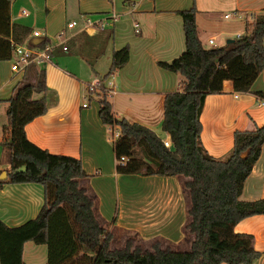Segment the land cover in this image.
I'll return each mask as SVG.
<instances>
[{"label":"crops","instance_id":"0c3cea01","mask_svg":"<svg viewBox=\"0 0 264 264\" xmlns=\"http://www.w3.org/2000/svg\"><path fill=\"white\" fill-rule=\"evenodd\" d=\"M190 5L196 10L197 37L203 46H209L241 33L244 20L251 12L260 11L264 0H10L9 41L28 43L33 37L31 31L37 30L38 36L48 39L50 57L20 71L10 69L9 59H0V175L9 169V149L1 143L6 98L21 77L33 82L30 70L42 65L47 107L24 124L25 136L49 152L79 157L86 175L78 184L91 197L99 224L111 233L109 246L121 247L131 238L132 244L142 249H151L153 242L161 248L188 249L193 235L186 227L190 205L184 186L187 177L117 172L113 140L107 136L115 126L100 121L98 104L90 103L93 96L97 101V96L89 100L86 90L87 84L98 79V59L103 56L109 65L111 51L126 44L127 60L105 80L111 110L116 117L123 116L149 127L160 138H168L165 131L160 135L155 128H160L163 94L178 87L180 76L160 67L157 61H169L182 51L181 19L176 10ZM111 11L117 14L115 20L90 33L65 27L66 21L77 19L80 13L97 18ZM262 89L264 68L247 91L234 90L226 79L221 92L204 96L200 140L209 154L225 156L234 129H249L264 122V100L254 93ZM81 99L87 100L85 106ZM261 197L264 140L239 193L244 200ZM41 203L39 183L5 179L0 185V220L8 226L35 216ZM234 230L251 233L252 245L260 252L249 264H264V213L243 217ZM30 242L22 244L21 259L26 263H32L30 258L38 251L45 255L43 243Z\"/></svg>","mask_w":264,"mask_h":264},{"label":"trees","instance_id":"16d2710c","mask_svg":"<svg viewBox=\"0 0 264 264\" xmlns=\"http://www.w3.org/2000/svg\"><path fill=\"white\" fill-rule=\"evenodd\" d=\"M9 2L0 0V59H8L11 52L7 38ZM195 11L193 5L176 10L183 49L169 61H157L180 76L178 87L165 92L162 99L160 129L168 134L169 147L149 127L116 117L111 110L105 80L127 60L126 44L111 51L106 72L86 90L88 98L97 96L100 121L118 130L112 141L117 172L187 177L184 186L190 205L186 227L193 235L189 248L173 250L153 242L151 249H142L133 245L131 238L121 247L109 246L111 233L99 224L91 197L78 184L86 175L79 157L49 152L25 136L24 124L47 107L44 68L40 65L34 68L33 82L21 77L6 98L1 143L9 149V169L0 177V185L5 179L39 183L42 203L35 216L17 225L8 226L0 220V264H33L21 259L22 244L27 240L45 245L42 264H249L260 254L252 245V234L235 231L234 225L243 217L264 213V197L239 198L243 180L264 140V122L234 129L230 149L218 158L201 143L199 114L204 96L221 92L223 80H230L236 91H247L264 68V6L251 12L242 32L232 40L209 46H203L197 37ZM47 42L42 36L37 45ZM33 92L40 95L32 97ZM254 93L264 100V89ZM135 147H142L154 163L136 156ZM21 165H25L24 170L13 172Z\"/></svg>","mask_w":264,"mask_h":264},{"label":"built area","instance_id":"2783aa9c","mask_svg":"<svg viewBox=\"0 0 264 264\" xmlns=\"http://www.w3.org/2000/svg\"><path fill=\"white\" fill-rule=\"evenodd\" d=\"M225 16L227 15L224 14ZM117 14L115 12H110L106 14L104 17H97L91 18L89 15L80 13L77 19H70L65 22L66 28H75L76 30L83 31L86 33H90L93 31L94 28L102 27L103 23L106 21L111 22L115 20ZM61 34L58 33V36ZM31 35L38 36L39 32L37 30H32ZM212 38H208V42H211ZM11 52L10 57L8 58L10 61V69L13 71H20L23 70L29 64H42L49 60V49L50 44L49 42L45 43L43 46H38L37 44H30V43H13L10 42ZM65 48V46H62ZM96 82H91L87 84L88 88L94 87ZM233 96H237V92L233 93ZM87 103L86 101L82 102L81 105L85 106ZM112 137L117 136L118 130L115 128L111 129ZM162 143L169 147L171 145L169 138H161ZM123 157H120L122 160Z\"/></svg>","mask_w":264,"mask_h":264},{"label":"rangeland","instance_id":"374dc122","mask_svg":"<svg viewBox=\"0 0 264 264\" xmlns=\"http://www.w3.org/2000/svg\"><path fill=\"white\" fill-rule=\"evenodd\" d=\"M104 15H105V13H103ZM103 14H99V16H103ZM91 16V18H93L94 17V15H90ZM109 60H110V58L108 59V62H109ZM98 73H97V75H102L104 72H106V70H107V65L108 64H106V60L104 59V57L102 56V57H100L99 59H98ZM30 68H32V66L30 67ZM34 68H37V67H34ZM31 69L30 71V73H33V74H35V72H34V70H36V69ZM37 96V94L35 93V92H33L32 93V97H36ZM95 96H93V98H91V100H90V98H89V100H90V103L92 104H94V103H97V101L95 100V98H94ZM93 99V100H92ZM81 100H83V101H87V100H85V99H81ZM155 131L157 132V133H159L160 135H161V129L158 127V128H155ZM107 136L110 138V139H114L115 137H112V133L110 132V131H108L107 132ZM134 151V154L136 155V156H139V157H142V158H145V159H148V157H147V155L145 154V152L143 151V149H142V147H135L134 149H133ZM148 160H150L151 162H153L154 163V161L152 160V159H148ZM31 244H33L32 242H30ZM43 246H44V248H45V245L43 244ZM45 258H46V248H45V255L43 256V254H42V252H37V253H35L31 258H30V261H32V263H34V264H42L44 261H45ZM26 259H28V258H26Z\"/></svg>","mask_w":264,"mask_h":264},{"label":"water","instance_id":"95a60500","mask_svg":"<svg viewBox=\"0 0 264 264\" xmlns=\"http://www.w3.org/2000/svg\"><path fill=\"white\" fill-rule=\"evenodd\" d=\"M40 40H41V36H33V37H31V38L28 40V43L34 45V44H37ZM230 40H232V38H226L225 42H228V41H230ZM24 169H25V165H21V166L15 168V169L13 170V172L22 171V170H24ZM0 176H1V178H3V177L5 176V173H2Z\"/></svg>","mask_w":264,"mask_h":264}]
</instances>
